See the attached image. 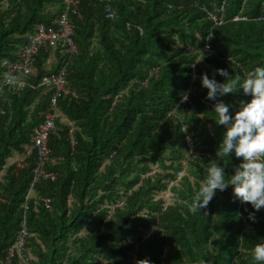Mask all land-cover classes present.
<instances>
[{
	"label": "trees",
	"instance_id": "1",
	"mask_svg": "<svg viewBox=\"0 0 264 264\" xmlns=\"http://www.w3.org/2000/svg\"><path fill=\"white\" fill-rule=\"evenodd\" d=\"M78 1L79 17L70 15L78 46L66 67L70 94L57 98L55 134L48 138L45 171L54 179L34 183L25 211L35 154L22 168L5 169L0 264L23 220L29 264H256L251 252L264 243V208L242 204L231 187L217 190L200 211L190 205L210 161L224 167L226 180L242 163L234 153L216 156L225 129L213 109L222 100L234 114L251 97L241 91L208 100L201 75L223 83L217 69L231 79L264 67V0H112L113 19H105V1ZM61 12L60 0H0V65L15 59L39 24L56 27ZM64 58L61 45L39 51L30 86L5 93L0 171L30 145L54 94L39 84ZM180 170L171 202L159 198ZM118 201L108 218L107 206ZM253 212L255 220L249 219Z\"/></svg>",
	"mask_w": 264,
	"mask_h": 264
},
{
	"label": "clouds",
	"instance_id": "2",
	"mask_svg": "<svg viewBox=\"0 0 264 264\" xmlns=\"http://www.w3.org/2000/svg\"><path fill=\"white\" fill-rule=\"evenodd\" d=\"M216 74L225 77V82L218 83L214 78L209 79L206 73L201 75L202 86L207 89L206 99L216 101L218 97L241 91L251 97L249 102H241L234 114L230 112L231 106L222 100L215 103L213 109L217 117L215 123L225 129L216 156L228 158L234 153L242 163L226 180L224 167L217 159L210 161L207 175L194 194L190 209L195 212L206 208L217 190L224 192L231 187L235 199L242 204H250L258 212L264 208V67L248 71L243 78L235 75L229 79L230 75L224 69H217ZM187 99L188 95L185 94L183 101ZM181 131L186 132L187 128ZM249 219L255 220L254 212L249 213ZM251 255L256 264H264V243L256 244ZM136 264L150 262L142 259L136 261Z\"/></svg>",
	"mask_w": 264,
	"mask_h": 264
},
{
	"label": "built area",
	"instance_id": "3",
	"mask_svg": "<svg viewBox=\"0 0 264 264\" xmlns=\"http://www.w3.org/2000/svg\"><path fill=\"white\" fill-rule=\"evenodd\" d=\"M110 2L111 0H107ZM106 1V2H107ZM195 1V0H192ZM62 12L53 24L56 27H46L44 24H39L36 27V31L33 35L27 34L24 41L18 45V48L14 54V60L3 59L1 61V67L3 68V77L0 79V117L4 115L6 106L9 105L8 98L5 93H20L23 88L28 84V77L31 73V62L33 57L36 56L39 51L54 50L58 45L64 50L65 58L63 66L57 73H50L42 77L39 86L49 87L54 89L53 97L50 101V109L43 115V121L35 126L30 135V145L27 146L24 154H14L6 159V165L4 170L0 171V182L5 174V169L9 166L15 165L17 168H22V163L25 157L31 153L35 154L36 167L33 169V179L29 186L27 195L25 196V202L23 208L26 211L28 209L27 201L33 196L34 183L39 179H54L53 174L45 171V166L49 159L50 150L48 148V138L50 135L55 134V119L57 117L56 100L62 94H70L69 90L65 88V76L67 73V65L71 64L73 58L78 54V46L75 42V29L70 21V15L79 17L77 6L78 0H60ZM105 6V19H113L114 13L111 11L109 3ZM196 7V3H193ZM211 19L215 21V24H220L221 19L210 15ZM208 49V46L205 47ZM53 55L50 56L47 63H51ZM54 59V58H53ZM52 59V60H53ZM30 86V85H29ZM33 88L34 86L31 85ZM75 96V93H72ZM71 145L74 144L71 131L69 134ZM152 174V173H151ZM184 174L183 170L175 173L174 179H167V191L178 185L180 179ZM2 201V199H0ZM121 202L108 205V218L113 214L116 207L120 206ZM48 207V204H46ZM149 233L146 234V237ZM28 236L25 221H22V227L16 236L14 243L7 249L5 260L3 264H13V260L16 257L18 264H29V259L25 255L26 237ZM134 263V257L131 258V262Z\"/></svg>",
	"mask_w": 264,
	"mask_h": 264
},
{
	"label": "rangeland",
	"instance_id": "4",
	"mask_svg": "<svg viewBox=\"0 0 264 264\" xmlns=\"http://www.w3.org/2000/svg\"><path fill=\"white\" fill-rule=\"evenodd\" d=\"M178 186V185H177ZM176 187V186H175ZM159 198H163L165 199L167 202H171V192L170 191H165L164 193H162L161 195H158ZM157 198V196H156Z\"/></svg>",
	"mask_w": 264,
	"mask_h": 264
}]
</instances>
